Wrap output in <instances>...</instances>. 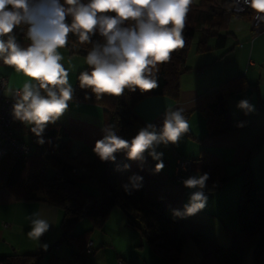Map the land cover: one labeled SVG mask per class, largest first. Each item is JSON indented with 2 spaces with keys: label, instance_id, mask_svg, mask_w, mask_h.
Masks as SVG:
<instances>
[{
  "label": "crops",
  "instance_id": "0c3cea01",
  "mask_svg": "<svg viewBox=\"0 0 264 264\" xmlns=\"http://www.w3.org/2000/svg\"><path fill=\"white\" fill-rule=\"evenodd\" d=\"M221 4V0H216L213 6L218 7ZM232 17H243L248 20L250 29L248 14H234L230 10L224 25L216 27L220 34H225L221 45L216 44L213 37H206L202 29L197 30L201 37L194 48V53L198 56H193L192 61L188 63L190 56L187 48L186 70L180 72L178 76L177 99L166 95H153L144 97L135 105L134 110L141 122L132 127L129 133L131 139L149 123L159 129L168 109L182 107L185 110L184 115L190 125L188 133L178 144H169L167 147L160 145L157 148L158 152H163L162 160L165 165L163 170L154 173L156 161L147 156V153H145L146 162L143 164L127 159L125 151L119 153L126 158V164L130 165L128 171L131 176L136 174L143 177L142 188L147 200L158 204L163 214L174 221V228H169L173 230L171 239L180 234L187 237L177 264L185 257L183 251L186 248L191 253L189 257L186 255L190 264H210L191 240V235L208 237L220 246L231 248L241 257L242 264H255L253 249L257 239L248 240L242 236L236 208L242 187L240 171L246 158L253 174L255 188L258 192H264V68L263 65L254 68L255 64L251 60L247 61V66L239 61L237 66L232 63V67L214 68L217 62L223 61L232 53L233 46L228 45V37H234ZM12 34L22 48H27L31 44L29 39ZM251 37H254L252 32ZM201 41L204 42V47L198 50ZM214 52L219 53L206 56L207 53ZM263 52L264 47L261 57L264 64ZM60 54L63 56L61 62L69 73V84L73 88L76 73L87 66L86 59L78 54L66 55L63 51ZM195 57H198L197 60ZM0 74L7 78L8 87L21 89L28 80L22 73H17L14 68L5 65L3 61H0ZM241 76L245 79L246 88L230 95L226 104L230 118H243L244 127L230 133L208 137L205 118L198 110V106L203 97L219 84ZM32 83L36 82L32 81ZM243 99L254 106V111L247 115L237 107L238 102ZM55 124H65L75 129L63 159L76 167L77 183L80 188L90 194H98L102 166L98 164L92 169L89 164L96 156L93 152L96 141L102 139L104 135L103 108L97 104L71 100L66 113ZM31 127L23 122L14 124L17 136L24 141L30 140L28 132ZM25 137L27 140L24 139ZM260 139H263L260 148L251 151ZM204 152L224 161V172L228 179L219 189L205 192L208 200L203 210L186 218L175 217L173 210H183V206L189 201L190 192L193 191L186 188L183 183L172 180L175 155L197 159ZM76 158L79 159L75 161ZM63 185L71 191L70 184L64 182ZM33 212L42 213L50 221L49 230L38 241L27 235L31 230L28 217ZM62 218L63 209L60 206L39 200L18 199L0 186V255L41 251L39 264L43 260L44 264H47L51 257L56 258L58 264H118L119 261L124 264H166L160 253L164 250L163 241L157 243L158 247L148 244L140 231L129 225L117 208L109 211L101 227H95L89 218L82 217L73 226L69 240H60ZM87 244H89V252ZM262 264H264V251Z\"/></svg>",
  "mask_w": 264,
  "mask_h": 264
},
{
  "label": "clouds",
  "instance_id": "9594fccd",
  "mask_svg": "<svg viewBox=\"0 0 264 264\" xmlns=\"http://www.w3.org/2000/svg\"><path fill=\"white\" fill-rule=\"evenodd\" d=\"M241 2L252 9L257 28L264 24V0H232L226 7L231 10ZM191 3L192 0H0V61L28 78L21 89L5 90L14 100V118L31 125L37 142L43 144L46 126L68 110L73 88L58 49L68 44L69 33L76 34L81 43H92L85 58L90 71L80 73L79 86L90 89L97 100L105 95L120 97L126 89H155L158 65L170 61L171 53L184 47L183 31ZM126 21L133 23L124 26ZM20 26H26V36L31 41L27 48H22L12 34ZM96 33L104 43L91 41ZM237 107L246 115L254 111L246 99L240 100ZM184 111L182 107L168 109L159 129L149 123L131 141L118 136L113 126H105L103 138L96 141L93 152L102 162H115V154L125 151L127 159L141 164L146 162L147 153L156 161L154 173H159L165 165L163 152L157 148L178 144L189 131ZM129 167L124 165L125 169ZM209 178L208 173H197L182 181L193 191L183 210H173L175 217L193 216L206 207L204 189ZM142 180L136 174L129 177L123 185L126 194L142 187ZM28 220L31 230L27 235L31 239L38 241L50 228L49 219L40 212H33Z\"/></svg>",
  "mask_w": 264,
  "mask_h": 264
},
{
  "label": "trees",
  "instance_id": "16d2710c",
  "mask_svg": "<svg viewBox=\"0 0 264 264\" xmlns=\"http://www.w3.org/2000/svg\"><path fill=\"white\" fill-rule=\"evenodd\" d=\"M221 2L220 6L214 7L210 0H192L183 31L184 47L172 52L170 61L158 65L159 71L156 73L158 86L155 89L148 92H141L138 88L135 92L126 89L120 97L105 95L97 100L90 89H82L79 86L80 73L90 71L87 65L76 73L72 100L101 106L104 112V127L113 126L118 136L131 141L129 133L132 127L141 122L134 110L140 100L153 95H166L177 99L178 76L180 72L186 70V43L189 38L197 30L202 29L206 37H213L218 45L223 44L225 34H220L216 27L223 26L226 22L230 13L226 5L230 3L227 0H221ZM67 22H71V17L67 18ZM132 23L126 21L124 26H130ZM19 28L18 35L28 39L26 26ZM91 41L104 43V38L96 33L91 37ZM65 47L69 53L86 58L92 43H81L76 34L69 33L68 44ZM203 47L204 42L201 41L198 50ZM245 88V79L242 76L235 77L219 84L203 97L198 110L205 118L208 137L230 133L244 127L243 118H230L226 100L230 95ZM86 96L89 98L86 99ZM73 132L75 129L65 124H48L42 134L45 142L39 144L37 136L30 130L28 132L30 140H23L33 146L30 154L24 156L8 154L0 159V186L18 199L39 200L46 204L60 206L63 209L60 240L70 239L73 226L82 217L89 218L95 227H101L109 211L117 208L125 216L127 223L140 231L148 244L158 247L157 243L163 241L164 250L160 253L166 264H177L187 237L180 234L174 239H165V231L174 228L175 223L163 214L158 204L147 200L142 187L133 190L130 195L126 194L123 185L129 182L131 174L124 168L126 158L119 155L120 152L115 154V162H102L96 155L89 164L92 169L98 164L102 166L98 194H90L80 188L77 183L76 167L63 159V156L67 154ZM262 141L263 139H260L251 151L259 149ZM244 163L240 171L242 187L236 214L242 236L248 240L257 239L253 249L254 262L262 264L264 192H258L255 188L247 158ZM224 166V161L207 152L202 153L197 159H192L194 173H208L210 176L206 181L204 192L219 189L228 179ZM50 172L53 174L51 175ZM64 182L70 184L71 191L64 187ZM190 238L210 264H242L241 257L229 247L220 246L201 235H191ZM41 256V251L0 255V264H39ZM47 264H58V260L51 257Z\"/></svg>",
  "mask_w": 264,
  "mask_h": 264
},
{
  "label": "built area",
  "instance_id": "2783aa9c",
  "mask_svg": "<svg viewBox=\"0 0 264 264\" xmlns=\"http://www.w3.org/2000/svg\"><path fill=\"white\" fill-rule=\"evenodd\" d=\"M232 3V0H227ZM242 7L243 11L238 9ZM231 12L234 14H248L250 21V29L252 34L256 35L264 31V24H261L259 28L256 27V21L253 19V12L247 5L241 4L237 7H233ZM20 28L14 29L13 33L18 34ZM7 39V37H5ZM6 89L19 90L20 88L8 87V80L5 76L0 74V159L8 154L24 156L32 152V147L20 139L14 129V124H20L21 121L14 118L12 114V105L14 103L13 98L10 95L5 94ZM259 107V105H257ZM194 175L192 170V159L175 155L172 180L174 182L182 183L184 179ZM6 226V224H3ZM87 251L89 252V244H87ZM118 264H124L119 261Z\"/></svg>",
  "mask_w": 264,
  "mask_h": 264
},
{
  "label": "rangeland",
  "instance_id": "374dc122",
  "mask_svg": "<svg viewBox=\"0 0 264 264\" xmlns=\"http://www.w3.org/2000/svg\"><path fill=\"white\" fill-rule=\"evenodd\" d=\"M212 4H216V0H210ZM84 2H87V0H84ZM233 19L231 20V26L233 28L234 32V37H228V45L233 46L232 53L229 57V59L225 58L223 61H219L215 65V69L220 66L221 68L225 66H231L232 63L237 66V64L240 63L245 66H247V61L251 60L254 62L255 66L254 68L261 67L264 64L262 62V49L264 47V31L254 35V37H251V31L249 29V22L248 20L244 19L243 17H232ZM231 28V27H230ZM199 37H201L200 33L196 31L191 38L187 41V48H188V54H189V61L190 63L192 59L194 58L193 56H198L196 53H194V48L198 42ZM60 53L62 51L66 54L69 55V51L66 47L58 49ZM219 52H214V53H207V57H210L212 55H218ZM202 54V53H201ZM199 54V56H201ZM264 54V52H263ZM198 57H195L197 60ZM231 60V61H230ZM61 62V61H60ZM62 63V62H61ZM63 65V63H62ZM253 68V67H252ZM234 71H236L234 69ZM26 139V137L24 138ZM27 140V139H26ZM79 158H76L75 161H77ZM52 175V173H50ZM171 231L172 229H167L165 231V239L169 240L171 239ZM183 255L185 256L182 261L179 264H190L186 258V255L189 257L191 255L190 251H188V248L184 249ZM41 264H44V260L41 261Z\"/></svg>",
  "mask_w": 264,
  "mask_h": 264
}]
</instances>
